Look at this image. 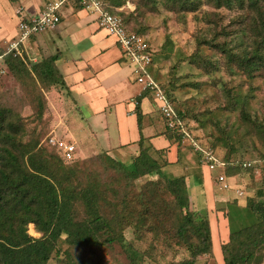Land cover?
<instances>
[{
	"label": "rangeland",
	"instance_id": "374dc122",
	"mask_svg": "<svg viewBox=\"0 0 264 264\" xmlns=\"http://www.w3.org/2000/svg\"><path fill=\"white\" fill-rule=\"evenodd\" d=\"M132 1V11L123 13L127 29L142 34L156 50L153 65L156 68L155 76L159 84L164 86L174 108L181 111L183 130L190 134L189 137H183L175 130V133L181 134L180 139L176 136L174 140L178 147L187 153L198 154L189 145L188 139L193 137L202 146L217 150L222 160L223 156L242 161L264 158V0L259 3L257 12L247 6L240 8L237 3H232L231 8H217L212 0H190L183 8L170 0ZM91 12L97 15V12ZM76 29V25L70 27L71 31ZM84 42L74 46V40L66 41L70 50L62 54V58L79 54ZM118 50L122 55L119 46ZM121 64L127 67L128 78L134 77L125 59H121ZM1 69L0 95L20 115L19 122L23 123L25 130L23 139L37 138L38 147L44 149L46 156L53 155L56 158L57 153L46 145H54L49 139L45 141L47 136L74 144L77 161L73 164L77 166V172L72 177L73 186L79 189L89 182L95 189L97 184L101 196L106 198L103 209L108 216L119 211L120 205L115 204L119 202L118 199L127 197L128 210L132 212L130 219L135 227L126 225L121 232L140 252L138 264H173L187 259L189 252L185 243L194 239L187 233L181 242L174 235L177 211L172 196L165 189L162 175L146 174L131 179L123 168L112 164L102 153L109 145L114 146L115 141L117 145L118 141L113 125L109 130L103 129V115L95 117L97 120L92 132L86 127L88 123L80 119L89 114L86 107L79 106L77 111L70 113V120L59 113L58 106L54 111L58 102L61 103V111L65 105L69 106V103L61 102V98L66 95L60 94L58 84L47 86V83L43 84L26 75L17 78L5 65ZM131 82L120 89L129 91ZM135 83L137 87L140 86ZM54 90L57 92L54 93ZM41 96L46 101L45 110L43 116L38 118ZM237 96L240 101L235 104ZM111 115L114 117L113 112ZM70 123L75 135L73 132L68 133L71 130ZM137 151H134L136 156ZM112 152V156L123 163L132 160L134 156H130L135 154L120 153L119 156L115 151ZM147 152V158L155 166L166 160L164 152L156 153L150 148ZM50 164H53L52 159ZM257 164L250 167L253 169L229 166L233 169L231 171H239L242 175L247 194H252L262 179L264 167L259 168ZM47 170L52 172L53 169L48 167ZM209 171L215 181L216 173ZM224 172L226 174V167ZM57 177L65 181L62 175ZM150 192L156 204H151L154 209L146 210L141 203L146 202ZM189 203L193 212L198 210L195 199L193 203L189 200ZM77 211L79 216H85L80 204L77 205ZM199 214L203 215L200 211ZM29 231L33 237L41 235L33 223L27 225V233ZM60 244L62 249L67 246L63 240ZM71 250L72 257H83L86 264H133L116 242L99 248ZM63 256L61 254L56 258L54 255L46 264H59ZM194 264H213V260L207 255H200Z\"/></svg>",
	"mask_w": 264,
	"mask_h": 264
},
{
	"label": "trees",
	"instance_id": "16d2710c",
	"mask_svg": "<svg viewBox=\"0 0 264 264\" xmlns=\"http://www.w3.org/2000/svg\"><path fill=\"white\" fill-rule=\"evenodd\" d=\"M76 1L77 6L83 8L81 0ZM170 1L183 8L190 0ZM212 1L217 8L223 6L231 8L232 3H237L240 8L247 6L257 12L260 9L259 3L263 0ZM102 3L106 10L120 14L125 23L123 12L116 9L123 3V0H102ZM24 19H27V16L24 15ZM5 49L0 48L2 55L0 72L2 71L1 67L5 65L9 72L17 78L26 75L43 84L47 83V86L64 85L62 77L55 67L54 58L34 62L27 57L23 59L19 55L13 56V53L4 54ZM154 62L155 55L152 56L148 72L159 83L155 76ZM161 87L166 92L162 84ZM142 91L151 93L153 98L150 89H142ZM239 101L240 97L237 96L234 103L237 104ZM45 102V98L41 96L38 118L43 116ZM175 111L181 120V111L176 108ZM140 115L138 111L139 126ZM160 115L167 129L166 137L180 139L181 134L169 129L166 126V118L161 112ZM19 121L20 115L9 107L7 101L0 95V264H46L52 256L55 255L56 258H59L61 254L64 256L59 259V264H86L83 257H72V248H99L104 244L110 245L114 242L123 248L133 264H138L139 257L137 256L140 255V252L124 238L121 232V229L126 225L135 227L130 219L132 212L128 210L127 197L119 198V202L115 203L120 205L119 211L108 216L103 209L106 198L101 196L97 184L95 189L89 182L79 189L73 186L72 177L77 172V166L73 164L77 161L76 147L72 158L66 159L58 147L46 144L57 153L58 158L53 155L46 156L44 149L38 147L37 138L23 139L25 130L23 123ZM47 137L46 142L49 139ZM143 141L144 138L141 137L139 140L140 151L128 163L121 162V159L111 156L106 150L102 153L104 152L105 159L123 168L131 179L146 174L162 175L165 189L172 196L175 203L174 208L177 211L174 235L181 242L185 240L187 233H190L194 239L185 243L189 257L173 264H194L200 255H207L211 257L213 264H218L212 253L211 232L206 214L200 212L203 214L201 215L199 211L193 212L190 209L188 191L183 177L162 174L161 166L164 162L155 166L153 162L149 161L147 151L150 147L143 145ZM197 153L200 156V152ZM222 158L227 162L226 174L227 172L229 175L232 174L229 171L231 169L229 166L242 167L243 161L240 159L229 158V156ZM50 159L53 161L52 165ZM258 159L259 161L257 160L253 165L260 163L257 164L258 167H264V158ZM48 167L53 169L52 172L47 170ZM250 167H246V169ZM58 175H62L65 181L58 178ZM245 202L242 208H239L235 202H231L229 205L228 215L235 225L231 224L229 239L221 245L223 264H262L263 262L264 169L261 181L256 185L252 194L246 195ZM153 203L156 204L150 192V196H146V202L141 204L146 210H150L155 208L152 206ZM78 204L83 207L85 212L83 217L78 214ZM29 223L34 224L36 231L41 234L39 237H33L27 233ZM238 223L240 224L238 225ZM61 239L67 245L64 249L60 244ZM78 255L80 254L78 253Z\"/></svg>",
	"mask_w": 264,
	"mask_h": 264
},
{
	"label": "crops",
	"instance_id": "0c3cea01",
	"mask_svg": "<svg viewBox=\"0 0 264 264\" xmlns=\"http://www.w3.org/2000/svg\"><path fill=\"white\" fill-rule=\"evenodd\" d=\"M54 1L60 0H0V48L7 47L10 41L17 38L20 17L32 16L42 11L48 2ZM61 1L58 9L60 26L51 31L52 33H39L23 41L20 44L21 58L27 57L34 62L47 58L55 59V67L64 82V85L58 84L60 94L66 95L61 98V102L69 103V106L65 105L61 111V103L58 102L54 111L58 106L59 113L70 120V113L77 111L79 106L86 107L89 114L81 116L80 119L88 123L86 127L92 132L96 118L103 115V129L109 130L113 125L118 137L117 145L115 141L114 146L109 145L106 149L111 156L112 151L119 156L120 153H135V150L139 153L141 137L144 138L143 145L149 146L153 152L165 153L166 160L164 159L161 166V172L168 176L183 177L190 202L193 203L195 199V204L199 206L197 211L207 216L214 259L218 264H223L221 245L228 241L230 226L233 223L228 215L229 205L235 202L242 208L246 203L247 190L243 185L242 175L239 171H231L229 168L232 174L227 172L226 175L231 186L225 191L218 190L214 175L200 161L198 154L182 151L174 141L176 138L166 137L167 129L152 94L142 91L141 86L137 87L134 77L128 78L127 67L121 64V59L124 58L119 54L116 39L114 36H108L105 30H100L97 15L78 7L76 0ZM19 8L22 9L21 15L17 13ZM132 8V0H123V3L116 7L125 14H129ZM73 25H76L75 31L70 30ZM69 39L74 40V46H78L83 40L85 42L80 46L82 48L79 54L71 57L65 55L62 58V54L70 50L66 44ZM61 47L65 48L61 50ZM155 51L154 49V55ZM129 81H132L128 86L131 90L120 89ZM50 109L53 111L51 106ZM138 111L141 114L140 126L137 120ZM90 120L93 122L90 123ZM70 126L68 133L73 132L75 135L71 123ZM132 156H136V153L130 157Z\"/></svg>",
	"mask_w": 264,
	"mask_h": 264
},
{
	"label": "built area",
	"instance_id": "2783aa9c",
	"mask_svg": "<svg viewBox=\"0 0 264 264\" xmlns=\"http://www.w3.org/2000/svg\"><path fill=\"white\" fill-rule=\"evenodd\" d=\"M83 8L89 11L97 12L98 27L105 30L108 34L115 37L116 42L121 50L122 57L129 64L134 80L140 84L142 89H150L153 93V100L161 114L166 118V126L171 130L179 131L183 137L189 133L183 130V124L178 118L171 100L163 90L161 85L151 76L148 68L152 62L154 48L149 41L139 32L128 30L122 17L119 14L112 13L104 8L102 0H81ZM62 1L48 2L42 11H38L32 16L24 19L20 17L17 24L18 35L5 47L6 53H13V56H21L20 44L33 35L44 31L56 29L60 22L59 7ZM17 13L21 15L22 9ZM2 55L0 54V59ZM183 131V132H182ZM189 144L197 152H200V160L207 165L208 169L215 172V183L217 189L221 191L228 190L230 183L225 174L227 162L218 157L217 150L211 147L202 146L193 137H190ZM49 142L61 150L62 156L71 159L75 149L74 144L63 139L49 138ZM254 161H243L242 167H250Z\"/></svg>",
	"mask_w": 264,
	"mask_h": 264
},
{
	"label": "clouds",
	"instance_id": "9594fccd",
	"mask_svg": "<svg viewBox=\"0 0 264 264\" xmlns=\"http://www.w3.org/2000/svg\"><path fill=\"white\" fill-rule=\"evenodd\" d=\"M30 227V226H29ZM29 235H31V231L28 232Z\"/></svg>",
	"mask_w": 264,
	"mask_h": 264
}]
</instances>
